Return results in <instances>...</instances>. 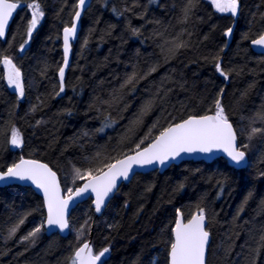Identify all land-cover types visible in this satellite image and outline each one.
<instances>
[{
  "label": "trees",
  "instance_id": "obj_1",
  "mask_svg": "<svg viewBox=\"0 0 264 264\" xmlns=\"http://www.w3.org/2000/svg\"><path fill=\"white\" fill-rule=\"evenodd\" d=\"M39 2L45 15L32 36L26 33L31 12L24 6L0 41V59H12L25 90L18 98L0 63V172L21 157L38 160L57 174L66 195L68 188L84 182L73 183V166L103 167L112 158L131 154L154 123L158 126L142 147L169 123L214 112L218 96L238 144H244L239 129L264 127L258 120L252 123L264 107V56L250 48L252 40L264 33V0H239L235 17L219 14L207 0H197L187 19L183 12L187 0H91L72 46L65 91L59 96L61 34L71 25L78 0ZM133 28L139 34L134 35ZM229 28L232 32L226 36ZM25 39L29 43L21 54ZM180 42L187 46L169 52ZM217 61L227 80L217 72ZM153 66L156 71L139 80L135 91L129 86L121 92V84L133 71L143 75ZM112 95L122 99L112 106L100 102ZM148 100H153L151 111L141 124L131 125ZM106 118L116 123L97 131ZM13 126L23 141L18 150L10 147ZM248 144L249 164L244 170L217 159L182 162L163 173L136 174L100 217H95L89 199L71 212L67 237L46 236L42 230L34 244L19 240L44 221L42 200L27 187L0 188V264H69L90 233L94 253L110 248L102 258L105 264H168L177 210L187 220L201 207L211 236L206 264H252L253 259L264 264V176L260 175L264 137L257 135ZM249 192L252 198L241 211ZM28 213L16 236L8 239V230ZM82 225L83 235L77 240ZM258 247L259 256L254 251Z\"/></svg>",
  "mask_w": 264,
  "mask_h": 264
},
{
  "label": "snow or ice",
  "instance_id": "obj_2",
  "mask_svg": "<svg viewBox=\"0 0 264 264\" xmlns=\"http://www.w3.org/2000/svg\"><path fill=\"white\" fill-rule=\"evenodd\" d=\"M150 2L154 3L155 0H150ZM85 3L86 0H78L76 4L77 10L75 11V17L71 26H65L63 29L64 65L59 68L60 84L56 96H59L65 91L64 76L65 68L69 62L70 41L76 36V21L79 20L81 16L80 9L84 7ZM196 3L197 0H187V4L183 9L185 19L188 18L191 9ZM212 3L220 13H231L233 17L237 15L239 0H212ZM24 6L31 12V19L28 21L26 33L29 38L32 36L33 31L45 15L39 0H0V38L6 36V30L14 12ZM117 14L119 15V13ZM132 32L134 35H137L139 34V29L133 28ZM231 32L232 29L229 28L225 32V35H230ZM28 43L29 40L25 39L24 43L20 46L21 51L24 50L25 45ZM86 43L87 40H85ZM252 44L264 48V33L257 39L252 40ZM186 46L184 42L175 43L173 48L169 49V52H174V49ZM0 63L6 69V78L9 87H13L16 93H18V98H22L25 90L20 69L7 56L0 59ZM216 70L225 80L229 78L228 74L222 69L219 61L216 63ZM155 71V66L143 75L133 71L121 84V92L129 86H132V90L135 91V84ZM223 91L221 89L220 93L223 94ZM120 99H122V95H112L110 100H102L100 102L112 106V104L118 103ZM214 105L215 111L211 112V114L190 115L187 119L180 122L169 123L167 127L163 128L159 131L158 135L151 139V143L142 147L144 141L151 138L152 130L158 126V122L154 123L148 129V132L145 133L144 137L136 143L135 148L131 150L132 154H124L120 159L112 158L111 162L105 163L103 167L82 170L81 168L73 166V183L75 184L77 180L84 181V183L75 189L68 188L66 195H61L57 174L47 164L37 160H26L21 157L19 162L13 163L7 168V171L0 172V181L8 179L31 181L37 189L43 192L47 216L40 225H37L26 235L21 236L19 242H31L34 244L38 235L45 228H57L61 233L69 229V221L66 214L70 203L89 192L95 195L93 201L95 211L100 213L107 206L111 195L118 190V181L121 178L123 180H130V173H132L134 166L164 165L169 160H175L181 153L211 155L217 150L226 154L229 160L235 165L247 166V149L250 145L237 143V132L229 121L219 96L214 101ZM152 106L153 100L145 101L131 122V125L141 124L143 117L151 111ZM36 110L37 106L34 105L32 111ZM257 120L264 123V107L252 118V123H255ZM36 123L39 125L42 122L37 121ZM115 123V121H108L106 118L103 127L97 129V131L103 132L105 128L112 127ZM133 130V127L130 126L129 131ZM84 135H88V133L85 132ZM257 135L264 137V127L250 126L247 139L251 141ZM22 142L19 130L13 126L10 135V144L15 147H21ZM99 156L100 154L97 153V157ZM260 175L264 176V172H261ZM252 195L249 192L245 197L240 209L241 211L247 205L248 200L252 198ZM261 208L264 209V200L261 201ZM27 215H30V213L25 214L24 217L8 230V239L16 236L20 226L24 224ZM207 219L205 209L202 207L198 208V211L187 222H182L181 213L177 210L175 226L171 229L173 240L170 244L169 264H206L205 258L210 238V233L206 230ZM83 227L82 225L81 230H77V240L83 235ZM261 242V247H264V235L261 236ZM261 247L254 250L257 256L260 254ZM109 252L110 248L104 247L98 253H94L91 244L85 242L82 246L75 249L74 254L69 259V264H98V262L99 264H105L102 258ZM252 264H256L255 259H253Z\"/></svg>",
  "mask_w": 264,
  "mask_h": 264
},
{
  "label": "water",
  "instance_id": "obj_3",
  "mask_svg": "<svg viewBox=\"0 0 264 264\" xmlns=\"http://www.w3.org/2000/svg\"><path fill=\"white\" fill-rule=\"evenodd\" d=\"M90 1L91 0H86V3L84 5V7L82 9H80L81 11V16L79 18V20L76 21L77 23V33H76V36L70 41V51H69V57H68V66L65 68V76H64V81H65V77H66V74H67V71L69 69V66H70V62H71V52H72V46L75 44V42L77 41V38H78V35H79V32H80V22H81V18L84 14V12L86 11V9L88 8L89 4H90ZM264 6V4H263ZM22 8H18L14 14H13V17L10 19V22H9V26L6 30V36H7V33H8V30L11 26V23L16 15V13ZM77 10V9H76ZM75 10V11H76ZM74 17H75V13L72 17V20H71V24L74 20ZM263 22H264V12H263ZM71 26V25H70ZM6 36L4 38H0V41H4L6 39ZM63 31H62V34H61V45H62V55H63V61H62V65H64V47H63ZM250 48L252 50L253 53L257 54V55H262L264 56V48H261L259 46H255L252 44V42L250 43ZM20 53L22 54L23 51H21L20 49ZM58 82L60 84V78H59V73H58ZM187 119V118H186ZM234 128V127H233ZM235 130V129H234ZM151 143V142H150ZM238 143V141H237ZM149 144V143H148ZM147 146V145H146ZM132 154V153H131ZM26 160H34V159H27V158H24ZM217 159H223L227 162V164L236 169V170H243L245 168H247L248 166V158H247V166H244V165H235L233 162H231L229 160V158L226 156V154H224L222 151H214L213 154L211 155H207V154H202V153H192V154H188V153H181V155L179 157H177L175 160H169L167 161L164 165H160V164H153V165H148V166H145V167H137V166H134L133 168V171L132 173H130V180H123L122 178L118 181V190L121 188L122 185L124 184H128L131 179L136 175V174H146V173H149V172H153V171H158L159 173H163L165 172L168 168H170L171 166L173 165H179L181 164L182 162H205V163H211L213 162L214 160H217ZM38 161V160H37ZM19 162V161H18ZM16 162V163H18ZM40 162V161H39ZM43 163V162H41ZM45 164V163H44ZM106 170V169H105ZM57 181L59 182L60 184V191H61V195H64L63 193V190H62V186H61V183H60V180H59V177L57 176ZM84 182H82L79 186H82ZM13 185H17V186H23V187H27V188H30L41 200H42V203H43V209H44V214H45V218L44 220L46 219V216H47V209H46V206L44 204V196H43V192L40 190V189H37L36 186L34 184L31 183V181H19V180H15V179H8V180H4V181H0V188H3V187H8V186H13ZM78 186V187H79ZM117 190V191H118ZM111 195V199L108 201L107 203V206L109 205L110 201L112 200V198L114 197V195L116 194V192ZM91 200V205H92V208L94 210V214H95V217H100L103 212L106 210L107 206L104 207L102 209V211L100 213H97L95 211V206H94V199H95V195L91 192L85 194L84 196L80 197V198H76V200L72 203H70V206H69V209H68V212H67V218H69L71 212L80 204H82L83 202H86L87 200ZM195 214V213H194ZM192 217V216H191ZM191 217L189 219H191ZM177 219V218H176ZM181 219H182V222H187V220H185L183 218V216L181 215ZM45 235L46 236H50L52 234H58L60 237H67L68 234H69V229L65 230L64 232H60L59 229L57 228H51V229H48V228H45ZM206 230H207V222H206ZM172 238H173V233H172ZM210 240H211V236L209 238V244H210ZM88 243L91 244V234L89 236V239L86 241ZM85 243V242H84ZM83 245V244H82ZM81 245V246H82ZM92 246V244H91ZM209 247V246H208ZM170 251V250H169ZM207 255H208V249H207V252H206V261H207ZM99 264V262H98ZM168 264H169V252H168Z\"/></svg>",
  "mask_w": 264,
  "mask_h": 264
},
{
  "label": "rangeland",
  "instance_id": "obj_4",
  "mask_svg": "<svg viewBox=\"0 0 264 264\" xmlns=\"http://www.w3.org/2000/svg\"><path fill=\"white\" fill-rule=\"evenodd\" d=\"M210 4H211V6L214 8V10L216 11V12H218L217 10H216V8H215V6L213 5V3H212V0H207ZM219 14H221V15H231V13H220V12H218ZM238 13V12H237ZM232 16V15H231ZM42 20V19H41ZM40 24V23H39ZM38 24V25H39ZM2 66H3V64H2ZM3 70H4V72H5V74H6V69L4 68V66H3ZM7 79V78H6ZM12 89H14L13 87H11ZM15 90V89H14ZM16 92V91H15ZM239 132L240 133H243V139H242V141L244 142V144H248L250 141L247 139V135H248V132H244V130L243 129H239ZM241 141V142H242ZM10 147L12 148V149H14V150H18L20 147H15V146H13V145H11L10 144ZM248 153L249 152H247V157H248ZM248 164H249V159H248ZM248 167V166H247ZM246 169V168H245ZM244 170V169H243ZM91 234V233H90Z\"/></svg>",
  "mask_w": 264,
  "mask_h": 264
},
{
  "label": "bare ground",
  "instance_id": "obj_5",
  "mask_svg": "<svg viewBox=\"0 0 264 264\" xmlns=\"http://www.w3.org/2000/svg\"><path fill=\"white\" fill-rule=\"evenodd\" d=\"M90 236V235H89ZM211 241V240H210ZM91 244H92V241H91Z\"/></svg>",
  "mask_w": 264,
  "mask_h": 264
}]
</instances>
